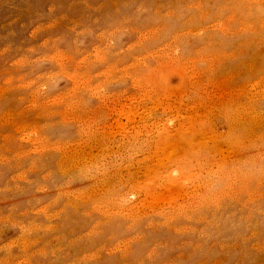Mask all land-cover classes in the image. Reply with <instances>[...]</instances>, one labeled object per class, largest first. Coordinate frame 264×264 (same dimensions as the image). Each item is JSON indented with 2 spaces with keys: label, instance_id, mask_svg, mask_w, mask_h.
<instances>
[{
  "label": "rangeland",
  "instance_id": "1",
  "mask_svg": "<svg viewBox=\"0 0 264 264\" xmlns=\"http://www.w3.org/2000/svg\"><path fill=\"white\" fill-rule=\"evenodd\" d=\"M0 264H264V0H0Z\"/></svg>",
  "mask_w": 264,
  "mask_h": 264
},
{
  "label": "bare ground",
  "instance_id": "2",
  "mask_svg": "<svg viewBox=\"0 0 264 264\" xmlns=\"http://www.w3.org/2000/svg\"><path fill=\"white\" fill-rule=\"evenodd\" d=\"M50 55H51V54H50ZM50 55H49V56H50ZM258 121H259V120H258ZM176 138H177V137H176ZM178 139H179V138H178ZM172 141H173V140H172ZM167 144H169V143H167ZM167 147H168V146H167ZM178 148H179V147H178ZM178 148H177V149H178ZM176 153H177V152H176ZM184 153H185V152H184ZM171 155H172V154H171ZM173 157H174V156H173ZM166 161H167V160H166ZM159 164H160V163H159ZM158 166H159V165H158Z\"/></svg>",
  "mask_w": 264,
  "mask_h": 264
}]
</instances>
